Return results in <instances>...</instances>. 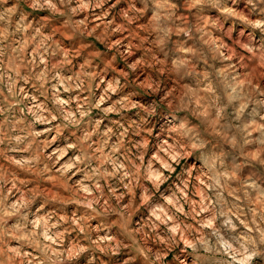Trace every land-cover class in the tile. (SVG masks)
Returning <instances> with one entry per match:
<instances>
[{"label":"clouds","instance_id":"1","mask_svg":"<svg viewBox=\"0 0 264 264\" xmlns=\"http://www.w3.org/2000/svg\"><path fill=\"white\" fill-rule=\"evenodd\" d=\"M262 73L264 0H0V264H264Z\"/></svg>","mask_w":264,"mask_h":264},{"label":"rangeland","instance_id":"2","mask_svg":"<svg viewBox=\"0 0 264 264\" xmlns=\"http://www.w3.org/2000/svg\"><path fill=\"white\" fill-rule=\"evenodd\" d=\"M121 63H123V62L121 61ZM262 75H264V73H262Z\"/></svg>","mask_w":264,"mask_h":264}]
</instances>
